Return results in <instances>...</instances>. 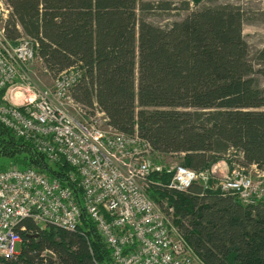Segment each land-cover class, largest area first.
Here are the masks:
<instances>
[{"label":"trees","instance_id":"1","mask_svg":"<svg viewBox=\"0 0 264 264\" xmlns=\"http://www.w3.org/2000/svg\"><path fill=\"white\" fill-rule=\"evenodd\" d=\"M7 1V40L15 43L22 35L35 39L37 57L54 76L74 65L82 68L72 95L88 107L95 103L116 130L136 132L154 153L176 155L198 173L227 157L231 165V148L241 152L243 165L255 164L264 171V90L251 75L238 5L202 6L162 28L138 11L166 9L168 3ZM182 8L188 9L189 2ZM257 59L264 78V45ZM1 158L8 159L9 166L32 167L68 184L79 201L80 188L69 179L73 167L64 159L50 162L2 124L4 161ZM6 167L0 163V170ZM170 177L152 172L149 195L162 210L165 203L173 208V225L204 264H264V199L244 205L234 195L210 187L212 179L206 187L195 181L183 191L170 189ZM16 230L25 244L12 256L0 255V264L110 260L109 249L84 210L71 231L41 226L31 218H23Z\"/></svg>","mask_w":264,"mask_h":264},{"label":"built area","instance_id":"2","mask_svg":"<svg viewBox=\"0 0 264 264\" xmlns=\"http://www.w3.org/2000/svg\"><path fill=\"white\" fill-rule=\"evenodd\" d=\"M10 12L8 1L0 0V91L5 89L0 124L30 141L50 162H68L74 169L69 179L80 188V202L71 186L32 167L0 170V255L17 253L16 243L20 249L24 246L16 230L23 218L71 231L84 210L110 251L107 264H204L173 225V208L165 203L162 210L148 189L155 171L169 174L167 187L180 191L195 181L208 186L211 174L180 162H155L147 140L113 128L95 103L88 107L77 101L71 91L83 73L78 65L59 72L49 87L30 85L20 70L37 57L38 43L21 36L9 47L10 54L4 50ZM19 84L25 88L16 103L9 96L18 94ZM230 153L238 159L224 177L213 178L210 187L234 195L244 205L263 200L264 171L255 164L240 165L242 154L236 149Z\"/></svg>","mask_w":264,"mask_h":264},{"label":"rangeland","instance_id":"3","mask_svg":"<svg viewBox=\"0 0 264 264\" xmlns=\"http://www.w3.org/2000/svg\"><path fill=\"white\" fill-rule=\"evenodd\" d=\"M140 1L149 2V3L160 2L162 5H164L165 3L169 4L167 6L168 8L166 9H154L145 14L140 13L138 11V13L143 19L152 23L153 25L162 28H168V26H170L171 23L181 20L189 12L202 6H210V5L224 4V3H231L234 5H238L243 13L242 34L244 40L248 45V59L253 64V72L251 75L254 77V79L257 80L258 85L264 90V78L259 72V69L262 68V64L257 59V51L261 49L262 46L264 45V0H201L200 3L196 6L193 4L192 0H140ZM187 1L189 2V8L188 9L182 8L184 7V3ZM14 45L15 44L13 42L8 41V43L3 45V48H5L4 50H6L7 53L10 54L11 51L9 47H12ZM20 71H21V75H24L28 78V82L30 83V85H36V87L38 88L49 87L53 83L54 78L56 77L44 67L39 57H35L34 59H31L27 64L22 65ZM136 75L137 74L135 73V76ZM23 86H24L23 84H19L20 89L15 91L18 94L9 96L12 101L16 103L20 102L19 101L20 99L17 96L23 94L22 92L24 91L25 88V87L23 88ZM25 99L27 100L28 97H26ZM152 159L159 164H173L180 162L179 157L176 155L165 156L154 153L152 155ZM228 159L229 158L227 157V159L218 162L217 164H215V166L213 165V167L210 170H208V172L211 174L209 178H211L212 181L214 180L213 178L218 179L224 177L227 171L231 169L230 167H232V164L230 165ZM2 160L4 161H0V163L2 162L6 164V166L10 165V161L8 159H2ZM239 161H241V159H239ZM238 163L242 166H245L241 162ZM248 165H246V167ZM40 225L43 226L45 225V223L40 222ZM15 250L16 252L20 251L19 243L15 244Z\"/></svg>","mask_w":264,"mask_h":264},{"label":"water","instance_id":"4","mask_svg":"<svg viewBox=\"0 0 264 264\" xmlns=\"http://www.w3.org/2000/svg\"><path fill=\"white\" fill-rule=\"evenodd\" d=\"M193 2L199 3L201 0H192Z\"/></svg>","mask_w":264,"mask_h":264},{"label":"crops","instance_id":"5","mask_svg":"<svg viewBox=\"0 0 264 264\" xmlns=\"http://www.w3.org/2000/svg\"><path fill=\"white\" fill-rule=\"evenodd\" d=\"M157 204V203H156ZM158 205V204H157ZM159 206V205H158ZM160 207V206H159ZM161 208V207H160Z\"/></svg>","mask_w":264,"mask_h":264},{"label":"clouds","instance_id":"6","mask_svg":"<svg viewBox=\"0 0 264 264\" xmlns=\"http://www.w3.org/2000/svg\"><path fill=\"white\" fill-rule=\"evenodd\" d=\"M215 166V165H214ZM202 261V260H201ZM203 262V261H202Z\"/></svg>","mask_w":264,"mask_h":264}]
</instances>
